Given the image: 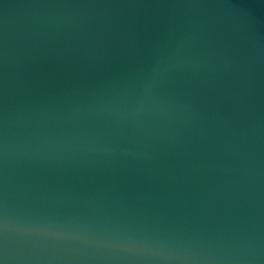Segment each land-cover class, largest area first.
<instances>
[{
	"label": "water",
	"instance_id": "water-1",
	"mask_svg": "<svg viewBox=\"0 0 264 264\" xmlns=\"http://www.w3.org/2000/svg\"><path fill=\"white\" fill-rule=\"evenodd\" d=\"M264 176V0H0V264H152Z\"/></svg>",
	"mask_w": 264,
	"mask_h": 264
}]
</instances>
